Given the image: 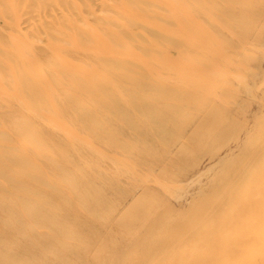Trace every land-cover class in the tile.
<instances>
[{
    "label": "bare ground",
    "instance_id": "6f19581e",
    "mask_svg": "<svg viewBox=\"0 0 264 264\" xmlns=\"http://www.w3.org/2000/svg\"><path fill=\"white\" fill-rule=\"evenodd\" d=\"M55 5L65 9L55 22L19 27L18 10ZM98 8L103 15L86 0H0V86L83 142H48L0 97V148L31 171L7 172L0 160V188L12 196H0V264H264V0ZM254 60L262 67L248 72ZM92 149L121 159L107 163ZM25 176L36 188L18 181ZM159 193L167 208L156 207ZM137 219L134 239L123 240Z\"/></svg>",
    "mask_w": 264,
    "mask_h": 264
},
{
    "label": "rangeland",
    "instance_id": "374dc122",
    "mask_svg": "<svg viewBox=\"0 0 264 264\" xmlns=\"http://www.w3.org/2000/svg\"><path fill=\"white\" fill-rule=\"evenodd\" d=\"M89 5H91L93 8H95L97 11L95 12V14L98 15H103L104 12L99 10L98 6H99V1L100 0H86ZM108 3H111L112 0H104ZM27 7V6H26ZM63 5H55L53 7H49V8H43V7H38V6H34V7H27L26 9H20L18 10V24L20 28H32L34 25L37 24V22L39 21H48V22H55L56 18H58V16H60L61 14L65 13V9H63ZM57 29V30H56ZM53 33L58 34L60 32V26L58 23H54L53 25V29H52ZM56 30V31H55ZM11 42L16 45L19 46L17 41H15L14 39L11 40ZM38 43H40L41 41H37ZM16 50V49H14ZM31 60L33 61V63L36 65H39V61L36 57H32ZM85 61L84 58L82 57H78L76 59V62L82 64ZM96 67V66H95ZM248 72L252 71L253 69H260L262 67V65L260 64L259 60H254L252 61L248 66ZM43 84L46 87V89L49 92H52V84L50 83L49 79L47 78V76L43 77ZM0 97L2 98H6L9 103L12 105V114L13 115H18V116H23L28 122H30V128L32 130H35L41 137H44L48 142L53 143V136L51 134L57 135L58 137H61L62 139H64L68 144H71L77 148H80L83 146V142L81 141L80 137L78 136L77 133H74L73 131L69 130L65 124L60 121V120H56L53 119L51 116L47 115L44 112H38L36 110H34L25 100V98L19 93L18 89H14V90H8L5 89V86L1 85L0 86ZM249 100L252 103L256 102V96L254 93L249 95ZM43 113V114H42ZM232 124L234 125H241V123L243 122L242 117H237L236 119H233ZM77 134V135H76ZM132 137V136H131ZM94 141L99 142L101 140L100 136H96L95 138H92ZM22 137L19 135H15V140H14V145L15 146H19V145H23L22 142ZM209 150V149H206ZM5 155V151L3 149L0 148V160H2L3 163V167L7 172L10 171H14L16 169H18V171H22L26 176L27 174L29 175V173L31 172L30 170H28V167L24 166V167H18V165L16 164V162L12 159H8L4 157ZM64 156V154L62 155ZM59 157L58 160L62 163L63 167L65 168V172H70L73 170V166L69 161H64V157ZM91 157H100L102 158L105 162H112L115 160H120V157H115L111 154L110 150H104V152H102V155L99 153H96L95 149L91 150L90 153ZM37 161V160H35ZM39 164V169L37 170L38 173L40 174H45L49 171V159L43 158L40 161L37 162ZM157 170V169H156ZM201 170V161L197 162L196 164L192 165L191 167H189V170L187 171V176L185 178H182L181 181L184 183L183 185H185L189 178L191 179L193 175H197L198 172H200ZM5 171V172H6ZM169 173L174 175V176H178V168L176 165H171L169 167ZM26 176L21 177L20 179H18L19 182L23 183V184H27V186L29 187H35V184L33 182H30L28 180H26ZM86 190L90 193V197L93 198L94 194H95V188L94 185H91V183L88 181L85 184ZM148 187H143L141 188V190H147ZM0 196L4 199V200H8V198H12L11 195H9L8 193V186L6 185H1L0 188ZM43 202L45 203V205H55L56 201L53 200L52 198H45L43 200ZM48 203V204H47ZM94 202H89V206H94L95 203ZM167 203L168 200L165 197L164 193H159L158 195V200H157V205L156 207L158 209H164L165 207L167 208ZM74 204V202H73ZM100 211H105L107 209V205L106 204H102L99 207ZM98 209V210H99ZM79 210V208L77 207L72 208L71 207V211L72 212H77ZM57 214L59 216L61 213L57 212ZM20 221L24 222L25 219L23 217L20 218ZM114 221H112L110 223V226L114 227ZM141 225V221L140 220H133L131 225H130V231L129 232H124L121 234V238L125 241L127 239H129L130 241L134 239V231ZM14 228V232L17 233V231H20L21 228L17 227H13ZM21 233V231H20Z\"/></svg>",
    "mask_w": 264,
    "mask_h": 264
}]
</instances>
